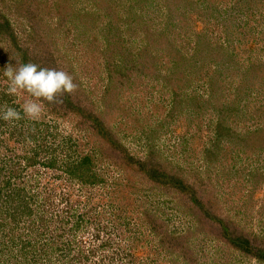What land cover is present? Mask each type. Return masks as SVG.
<instances>
[{
  "label": "rangeland",
  "instance_id": "rangeland-1",
  "mask_svg": "<svg viewBox=\"0 0 264 264\" xmlns=\"http://www.w3.org/2000/svg\"><path fill=\"white\" fill-rule=\"evenodd\" d=\"M0 8L21 34L0 41V106L27 98L6 94L9 62L79 85L0 120V264H264L247 252L264 250V0Z\"/></svg>",
  "mask_w": 264,
  "mask_h": 264
},
{
  "label": "clouds",
  "instance_id": "clouds-1",
  "mask_svg": "<svg viewBox=\"0 0 264 264\" xmlns=\"http://www.w3.org/2000/svg\"><path fill=\"white\" fill-rule=\"evenodd\" d=\"M3 76L7 80V95L27 96L19 110L7 104L0 106V120L5 122L25 118L37 121L44 110L42 101L62 104L64 94H73L79 87L69 72L55 67H42L34 62L16 61L15 66L9 62L4 66Z\"/></svg>",
  "mask_w": 264,
  "mask_h": 264
},
{
  "label": "trees",
  "instance_id": "trees-1",
  "mask_svg": "<svg viewBox=\"0 0 264 264\" xmlns=\"http://www.w3.org/2000/svg\"><path fill=\"white\" fill-rule=\"evenodd\" d=\"M31 27L32 26H30V28ZM20 35L21 34H19L17 27L14 26V24L12 23L9 17L3 14L0 8V41H3L4 44L7 45V48L13 49V48H16L18 45H20V41H21ZM30 55L33 56V54H30ZM36 58L38 61L36 60ZM36 58L32 60L31 62L37 63L38 65L42 67L49 66L43 58L39 56H37ZM44 62H45V65L43 64ZM23 63H26V62H23ZM64 101L67 103V105L63 108L64 111L67 110L68 108V110H71L72 112H75L76 114L81 112L80 107H77L78 105L76 106L74 103H72L69 98L64 99ZM156 171L157 169L153 172V174H155ZM151 176L152 178H154V180H157V178L154 175H151ZM163 182L164 183H161L162 185H167L168 187H174L175 189H177L178 192L191 198L192 202H194L196 205L198 206L201 205L200 201L196 198V191L194 190L193 187L186 185L183 181L180 183H168V181H166V183L165 181ZM200 210H201V207H200ZM203 213L206 219H209L210 221H214V217H212L213 215L209 212L208 209L203 208ZM214 222H217V221H214ZM226 234L227 235L229 234L227 229H226ZM252 248L253 247H251L250 245V247L247 249V252L254 254V256L257 257L258 259L264 260V250H256L254 253V250Z\"/></svg>",
  "mask_w": 264,
  "mask_h": 264
}]
</instances>
